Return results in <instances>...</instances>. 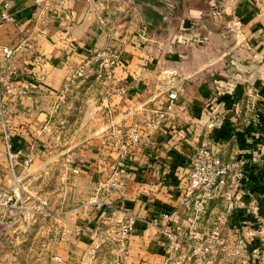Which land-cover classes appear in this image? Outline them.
Here are the masks:
<instances>
[{
  "label": "crops",
  "instance_id": "crops-1",
  "mask_svg": "<svg viewBox=\"0 0 264 264\" xmlns=\"http://www.w3.org/2000/svg\"><path fill=\"white\" fill-rule=\"evenodd\" d=\"M11 12L12 18L0 24V45L19 48L9 61L0 53V78L2 88L10 83L17 90L6 95L13 145H32L34 160L36 145L49 143L50 149L57 142L74 146L85 140L84 148L72 147L66 153L73 159L65 167L70 172L79 166L78 179L92 181V188L120 167L114 144L117 129L143 124L165 104L167 90L158 84L164 86L176 67V103L166 119L132 148L122 164L125 185L121 191L103 192L112 205L124 203L140 217L156 215L178 205L177 185L187 172L186 157L202 140L222 158L237 153L251 156L256 142H264V0H12ZM140 31L149 39L162 33L161 71L133 70L138 43L123 34L140 35ZM25 42L32 47L26 49ZM107 44L124 50L115 68V82L126 84L127 91L113 93L90 71L64 101L58 100L66 71L93 48ZM15 67H24L25 72L12 74ZM78 95L84 102L73 104ZM95 125L104 132L98 131L95 137L84 132L92 137L83 139L77 137L78 130L73 134L75 128ZM78 150L84 156L76 161ZM250 163L249 168H258L260 179L250 190L260 195L264 166ZM29 166L16 165L12 172L0 140L1 187L11 184L14 176L22 184V173ZM219 208V201L211 203L205 228ZM92 224L93 220L86 225ZM56 234L55 239L64 242ZM74 237L66 241L78 242ZM83 239L79 242L87 246L86 251H95ZM129 242L124 264H179L189 259L188 252L169 255L157 229L141 222Z\"/></svg>",
  "mask_w": 264,
  "mask_h": 264
},
{
  "label": "built area",
  "instance_id": "built-area-1",
  "mask_svg": "<svg viewBox=\"0 0 264 264\" xmlns=\"http://www.w3.org/2000/svg\"><path fill=\"white\" fill-rule=\"evenodd\" d=\"M11 6L12 0H0V24L12 18ZM261 33L264 35V22ZM24 47L29 49L32 44L25 42ZM18 48V45H0V53L3 59L9 61ZM36 57L39 58L38 55ZM118 62L117 48L109 44L93 48L82 61L66 71L57 93L58 100L64 101L76 84L92 70L108 90L124 94L126 84L115 82ZM11 72L20 75L25 68H11ZM1 84L0 78V140L5 147L6 163L13 172L16 165L27 168L33 161L34 153L32 145L26 148L13 145L14 127L6 95H12L17 90L10 83H5L4 88ZM177 98V90L168 88L165 104L151 113L143 124L130 125L125 130L117 129L114 144L120 167H115L108 179L98 182L82 203L93 211L92 226H65L59 232V239L68 240L73 230L77 234L87 232L95 251L108 245L110 251H115L112 264H124L129 257V236L141 222L157 229L169 255L186 249L188 257L195 259L197 264H264V212L261 210L264 185L260 195L250 190L249 168L250 161L264 166L263 141L256 142L251 156L237 153L222 158L208 141L202 140L186 157L187 172L177 185L178 205L151 217H140L124 203L114 206L105 199L103 192L106 195L124 187L122 164L130 158L132 148L166 119ZM46 147H50L49 143ZM72 171L77 172L78 168L72 167ZM261 181L264 182V174ZM23 189L17 176L11 184L0 186V223L8 224L17 217H31L35 213L47 214L42 210L44 201L27 204ZM213 201H221L222 206L214 212L211 225L205 228L203 223L209 217ZM238 207L240 210L236 211ZM253 242L254 245L249 247Z\"/></svg>",
  "mask_w": 264,
  "mask_h": 264
},
{
  "label": "rangeland",
  "instance_id": "rangeland-1",
  "mask_svg": "<svg viewBox=\"0 0 264 264\" xmlns=\"http://www.w3.org/2000/svg\"><path fill=\"white\" fill-rule=\"evenodd\" d=\"M220 18H224L220 16ZM140 31L124 33V38L136 40L138 43V53L134 57V69L138 71L162 70L161 58L163 54L162 33L156 37L145 38ZM135 35V36H134ZM119 51V62H122L124 50L118 44H109ZM133 54V52H132ZM175 66L172 65V68ZM93 72V70H92ZM170 79L165 80V85L158 84V87L164 90L168 88H177L175 82H178L176 67L171 70ZM84 102L81 95L73 104ZM99 127L92 126L88 129L75 128L73 134L83 139L98 134V131L104 132L105 129L98 130ZM51 131V130H50ZM53 132V131H51ZM57 132V131H56ZM55 132V133H56ZM60 132V131H58ZM89 132V135H84ZM66 133V132H65ZM95 137V136H94ZM49 139V138H48ZM85 140L77 142L70 146L65 142L53 144L49 149L46 144L36 145L35 159L29 168L22 173L23 193L28 205H33L38 201H44V213H35L31 217L15 218L13 222L5 224L0 223V264H112L115 257V251H110L108 245L96 251H86L87 246L82 245L81 241L90 243L87 232L74 233L78 242L58 241L55 239L56 233H59L65 226L86 225L94 219L92 209L85 208L82 203L93 190L92 181L88 179H78L79 166L77 172L66 170V163L72 159L69 154L71 148H84ZM86 144V143H85ZM96 146V144H94ZM91 146V144H87ZM70 148V149H69ZM86 148V147H85ZM75 160L84 156L83 151L78 150ZM62 157H65L62 158ZM78 179V180H77ZM222 206V202L219 201ZM236 211L240 210L238 207ZM237 234V233H235ZM93 249V247H91ZM94 250V249H93ZM186 250V249H185ZM188 251H177L175 257L181 256ZM56 257H59L56 258ZM182 264H197L195 259L189 258L181 261ZM179 263V264H181ZM178 264V263H177Z\"/></svg>",
  "mask_w": 264,
  "mask_h": 264
},
{
  "label": "trees",
  "instance_id": "trees-1",
  "mask_svg": "<svg viewBox=\"0 0 264 264\" xmlns=\"http://www.w3.org/2000/svg\"><path fill=\"white\" fill-rule=\"evenodd\" d=\"M254 164L257 165V163ZM250 174H251V182H252L250 186H252L253 184L258 183V181L260 180L258 168L256 166L251 165Z\"/></svg>",
  "mask_w": 264,
  "mask_h": 264
}]
</instances>
